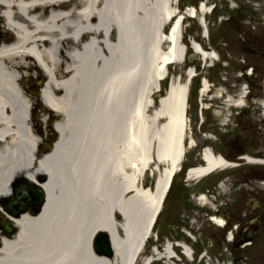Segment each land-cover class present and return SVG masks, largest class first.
I'll return each instance as SVG.
<instances>
[{"label": "bare ground", "instance_id": "1", "mask_svg": "<svg viewBox=\"0 0 264 264\" xmlns=\"http://www.w3.org/2000/svg\"><path fill=\"white\" fill-rule=\"evenodd\" d=\"M175 1L0 0V18L16 33L0 34V197L10 195L17 176L49 175L46 204L13 220L19 231L1 242L0 264H137L187 151L184 82L172 78L154 114L147 115L148 97L159 92L170 64L185 61ZM200 4L186 15L198 18L206 35L210 8ZM191 47L204 61L217 58L195 40ZM39 69L47 76L42 101L62 117L54 150L42 156L29 117L28 82ZM194 76L191 68L189 86ZM209 88L204 79L202 97ZM234 104H244L243 93ZM189 143L194 146L191 138ZM201 154L204 165L190 169L191 180L232 166L210 147ZM153 162L159 168L150 191L141 183ZM103 230L112 236V260L92 250L93 236ZM172 245L163 254L153 252L168 260ZM183 249L190 258L192 250Z\"/></svg>", "mask_w": 264, "mask_h": 264}, {"label": "flooded vegetation", "instance_id": "2", "mask_svg": "<svg viewBox=\"0 0 264 264\" xmlns=\"http://www.w3.org/2000/svg\"><path fill=\"white\" fill-rule=\"evenodd\" d=\"M223 8V5L217 6L214 11V24L218 25L215 35L217 37L218 56H220L219 67H221L222 72L233 70V73H236L241 80V82L237 81L234 86L231 85L232 83L227 84L222 80L223 87L229 88L224 93L231 91L226 95L227 98H235L241 94L242 83H245L248 90L244 94L246 98L244 103L247 106V102H250L249 107L256 108L254 103L264 98V87L262 85L264 83V27L261 33L247 29L241 31L239 36L229 35L226 26L232 28L233 24L230 12L228 10L224 11ZM237 16L238 14H236ZM222 19H225V22ZM222 23L226 25L222 26ZM173 69H175V66ZM239 83L240 85H238ZM28 86L30 87V96L33 99L29 113V117L33 119L31 129L34 131L36 138L39 139L37 150L39 155L42 156L49 152L56 142L57 130L54 128V124L57 118L42 107L38 95L40 87L38 78L34 77L29 80ZM214 88H210L212 92L205 99L209 104L208 110L211 111H215L212 108L216 101L213 98ZM224 93L221 94L223 97H225ZM227 98L225 97V101ZM192 100L190 115L193 118V123H199L200 126H203L206 120L203 119L204 111L199 110L197 91L194 92ZM246 112L245 110L239 112L241 114L237 124L244 122L243 118ZM43 115H45L44 119L41 118ZM221 153L226 159L239 166L230 173L232 180L227 185L226 191L221 192L220 189L222 184L225 185L227 181L224 173L213 174L205 179L197 180L191 183L193 184L191 188H188V185L191 184L188 182L187 171L191 166L196 165L195 162L188 159L176 178L174 188L171 190L164 208L170 220L168 225L171 229L180 228L184 231L189 229L188 233L193 234L194 229L192 228L193 223L190 224V216L199 209L195 203L196 196L199 193H204L207 201L218 208L207 210V207L202 206L203 218L199 221L201 225L199 224L195 228V235L198 236L197 240L203 243V248L209 251L213 249L212 251L216 254L233 253L232 263L264 264V165L249 166L242 158L243 155L249 153L264 158V149L246 143L244 145L229 146L227 150ZM26 174L22 176H26ZM41 174H36L34 178L41 180ZM152 174L154 175L153 170ZM182 182L183 186L181 185ZM27 207L33 213L36 210L34 201L28 202ZM204 212H206V216ZM210 216L223 219L224 225L217 224ZM157 230L160 233V225L157 226ZM158 241L160 249H162L164 241L160 236ZM189 241L190 244H193V249L198 251L194 242L190 239ZM161 253L163 254V252ZM159 260H161L159 261L160 264L165 263V260L160 256Z\"/></svg>", "mask_w": 264, "mask_h": 264}, {"label": "rangeland", "instance_id": "3", "mask_svg": "<svg viewBox=\"0 0 264 264\" xmlns=\"http://www.w3.org/2000/svg\"><path fill=\"white\" fill-rule=\"evenodd\" d=\"M205 2L209 8L211 6H218L220 7L223 5V10L226 11L228 10L230 12L231 16V22L233 24L232 28L227 27L229 35H234V36H239L241 35V31L251 29L252 31H257L258 33L262 32V28L264 27V0H181L178 5H176L179 10L182 11V14L185 10H187L189 7H195L198 8L200 7V2ZM236 14L238 16L236 17ZM214 14L213 12L207 16L206 18V24L209 27L210 31V37L205 38L202 36V25L199 24V19L198 18H192V17H186V20L183 23V42L186 47H188V50L190 53H193L192 48L190 47L191 42L193 40L197 41L201 45L205 47V49L208 52L213 53L218 52V46H217V37L215 35L216 33V28L218 25L214 24ZM223 22H225V19H222ZM226 25L222 23V26ZM221 26V28H222ZM165 30L168 32L169 26ZM224 32V31H223ZM0 34L6 36L9 34L13 36L14 34L12 31L8 28L6 29L4 20L0 18ZM116 35L115 30L113 31L112 37L114 38ZM168 47V44H164L163 48L166 50ZM193 55H191L190 61H188L187 65H184V63H175V64H170L168 67L169 69V74L168 77L161 83V89L159 92L153 93L152 97H148V102H150L151 106L148 105L149 111L147 112V115L149 118L154 114L155 109L159 106V99H161V96L166 94V87L169 85L171 79L174 78L175 74L176 76H181V80L185 81L186 80V70L187 68H192L196 66L197 68V73L198 75L203 78L205 76L206 78L209 79L210 84H214V94L213 98L216 99L214 102V108L215 111L211 110H206L204 106L209 105L206 100L203 101V111H204V117L203 119L206 120L205 124L203 126H200V124L193 123L192 124V133L189 130L188 137H187V143L190 138L194 141V146L192 147V150L190 151V157L193 162H198L201 159V153L204 148L210 147L214 153H217L218 151L222 152L224 150H227L229 146L233 145H244L246 143H250L255 146H259L260 148L264 149V98L259 99L260 103L258 104V108L255 107H249L250 102H247V108L245 111V116L243 118L244 122L242 124H237L239 121V115L241 113L239 108H233L231 105L227 104V100L225 101V97L227 98V94L230 93L231 91H227V93H224L225 90L229 88H224L222 80H224L227 84L230 82L234 83L235 80H237V77H235V74L233 73V70H224L223 72L221 71V68L218 66L219 64L215 65L213 68L208 67V64L213 63L212 60L206 61V65H204L203 60H200L199 58H193ZM175 66V69L173 67ZM36 72V71H35ZM35 77V76H34ZM33 77V78H34ZM222 77V78H221ZM228 80L226 81V78ZM46 79L43 77V80ZM239 82H241L240 79H238ZM197 83V79L195 81ZM243 86L245 83H242ZM240 85V83L238 84ZM264 87V83L262 84ZM247 88V87H246ZM264 90V89H263ZM224 91V92H223ZM224 93L225 97H222L221 94ZM204 97H207L204 95ZM203 97V98H204ZM258 100V101H259ZM257 101V102H258ZM210 103V102H209ZM202 105V104H201ZM222 105L223 107H221ZM257 105L256 102L254 103V106ZM200 110V108H199ZM59 119L62 118L60 115L57 116ZM193 119V118H192ZM165 119L162 118L161 120L157 121L159 124H162ZM239 134V136H238ZM229 145V146H228ZM255 157L256 155H252L251 153L248 154V156ZM259 159V158H258ZM155 162L153 163V165ZM152 165V166H153ZM253 172V170L251 169ZM155 176H158V173L155 174ZM149 177V176H148ZM227 180L226 183L231 182L232 178L226 177ZM153 180L151 177H143L141 186H143V183L146 182L147 185L152 186L153 185ZM188 182L191 184L194 181L188 180ZM225 183V184H226ZM183 186V182L181 184ZM193 184L188 185V188H191ZM225 188V187H224ZM226 189V188H225ZM200 193L196 196L195 198V203L196 207L199 209L195 212L194 214L190 216V224H192V228L194 229L193 234V239L186 234V232L189 231L186 230L184 231L183 229L180 228H175L171 229L169 227L170 220L168 219L167 212L162 215V223H160V238L164 241V245L170 241L174 242H184L187 245H189L190 240L194 242L195 247H197L196 251L197 254L195 255V261L194 262H189L186 260V258H183V254L180 251V246H175V251H177L178 255H181L179 258H181L182 261L175 260V264H222L223 259L225 260H231L234 254L232 253H225L222 255H216L215 252L204 249L200 240L198 239V236L195 235L196 232V227L200 224L199 221L200 219L203 218V207L202 203L198 199ZM1 199V198H0ZM213 209L217 208L214 204L212 205ZM207 209V208H206ZM205 209V210H206ZM209 210V207L208 209ZM206 212H204V215ZM117 221L120 222V224L123 222V219L121 216L117 215ZM201 225V224H200ZM120 227V226H119ZM168 227V230H167ZM166 231H165V230ZM118 232H120V235L123 236V232H121V229L118 228ZM152 241H150L149 245H147L146 250L143 251L141 256L139 257L138 263L139 264H145L144 261L147 260V258L155 257L156 255L153 252V247L157 248V241L155 240L156 238V231H154L153 235L151 236ZM166 242V243H165ZM200 242V243H199ZM201 244V245H200ZM163 245V247H164ZM191 247H193V244H190ZM200 245V246H199ZM178 248V249H177ZM202 248V249H201ZM202 253H207V256H204L202 260L199 261L200 255ZM172 262V260H171ZM154 264H157V262L154 259ZM244 264V263H243Z\"/></svg>", "mask_w": 264, "mask_h": 264}, {"label": "water", "instance_id": "4", "mask_svg": "<svg viewBox=\"0 0 264 264\" xmlns=\"http://www.w3.org/2000/svg\"><path fill=\"white\" fill-rule=\"evenodd\" d=\"M49 178V175L44 177L43 181L47 182ZM15 197L14 198H4L2 203L6 205V208L8 210H12L13 208H17L18 212L15 213L16 216H20V213L25 212L26 210H20L22 209L27 203L31 200L35 201V205L43 207L46 203L47 199V192L45 191L44 186H37L34 187L28 183H24L23 185L19 186L18 189L15 191ZM7 202V203H6ZM39 211V208H38ZM0 228H3L7 235L6 237H11V235L17 233L18 228L15 226H12L7 220H4L0 217ZM93 249L94 252L101 255L106 256L110 259H113L115 257V249L114 245L112 243V236L110 232L107 231H100L99 234L95 237L93 241Z\"/></svg>", "mask_w": 264, "mask_h": 264}]
</instances>
